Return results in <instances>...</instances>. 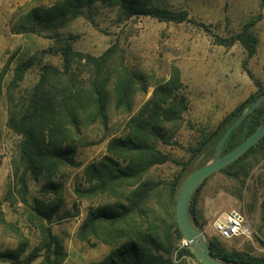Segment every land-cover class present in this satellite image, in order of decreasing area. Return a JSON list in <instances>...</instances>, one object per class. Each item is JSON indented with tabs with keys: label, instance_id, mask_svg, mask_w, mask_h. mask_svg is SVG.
I'll use <instances>...</instances> for the list:
<instances>
[{
	"label": "trees",
	"instance_id": "trees-1",
	"mask_svg": "<svg viewBox=\"0 0 264 264\" xmlns=\"http://www.w3.org/2000/svg\"><path fill=\"white\" fill-rule=\"evenodd\" d=\"M97 4L116 9L119 22L135 17H151L176 24L188 21L211 33L219 45L241 44L248 58L258 50L259 39L253 28L259 17L226 37L215 34L209 25L189 17L188 11L163 7L156 0H58L46 8H34L27 14V19L36 30L37 23L54 24L69 17L75 18L84 9ZM59 52L62 65L41 66L37 82L28 88H22L21 82L35 64V58L17 59L8 84V127L17 135L18 143L12 161V181L4 200L11 206L21 202L29 207L27 220L41 236L40 242L28 251L29 238L15 228L18 245L0 252V258L13 264L65 263L68 253L52 226L56 217H62L59 215L63 206L62 184L53 179L65 168L78 165L75 158L80 148L88 145L84 141L88 139V131L96 124L103 129L108 127L111 97L117 111L132 114L135 96L139 91L147 90V85L140 83L137 74L126 65L125 52L117 41L98 56L78 51L70 42H65ZM14 59L15 53L3 68L0 94L3 93V79ZM244 67L247 68L246 63ZM249 74L256 92L193 148L192 157L203 153L206 160L211 159L230 125L264 93V86L250 71ZM182 85L181 71L174 66L170 78L159 81L151 98L127 121L126 134L110 138L105 154L84 166L85 187H76L78 197L104 196L109 200L90 208L77 231L81 241L95 239L111 246L101 260L89 264H191V260L203 264L189 247L179 249L176 257L173 256L177 243L184 238L176 219L175 203L183 180L191 172L187 173L189 162H177L157 146L167 126L182 120L188 109L186 98L177 94ZM263 124L264 100L233 129L223 153L236 148ZM262 158L264 135L218 172L239 179ZM168 162L182 166L174 178L166 181L150 177L153 168ZM43 175L48 178L44 192H51L54 197L47 200L33 197L31 201L30 178L38 180ZM208 178L198 185L190 202L192 220L202 230L197 205L201 188ZM65 215L70 214L66 212ZM209 243L221 260L264 264V256L226 251L216 238Z\"/></svg>",
	"mask_w": 264,
	"mask_h": 264
},
{
	"label": "rangeland",
	"instance_id": "rangeland-1",
	"mask_svg": "<svg viewBox=\"0 0 264 264\" xmlns=\"http://www.w3.org/2000/svg\"><path fill=\"white\" fill-rule=\"evenodd\" d=\"M57 1L0 0V76L15 53L0 94V252L18 245L19 236L15 228L29 238L28 251L41 240L39 232L27 220L30 208L21 202L11 206L4 200L12 181V161L18 143L17 135L8 127L7 89L14 64L17 59L35 58V64L21 82L22 88H28L37 82L41 66L62 65L59 50L65 42H70L78 51L98 56L117 41L125 52L126 65L137 74L140 83L147 85V90L139 91L135 96L132 114L117 111L111 97L108 127L103 129L96 124L93 130L88 131V139L84 140L88 145L81 147L75 158L78 165L65 168L53 179L62 184L63 206L59 211L62 217H56L52 226L68 253L63 264H89L101 260L111 246L95 239L81 241L77 231L90 208L109 200L104 196L93 199L78 197L76 187H85L84 166L105 154L110 138L126 134L127 121L151 98L155 85L170 78L174 66L180 69L183 83L177 94L186 98L188 109L182 120L167 126L157 146L175 161L189 162L187 173L208 162L210 159L206 160L203 153L192 157V150L230 112L256 92L249 71L264 86V0H156L163 7L188 11L189 17L209 25L215 34L226 37L259 17L253 28L259 45L251 58L241 44L219 45L211 33L194 23H166L151 17L119 22L117 10L104 4L86 8L80 16L54 24L37 23L36 30H33L27 14L36 7L46 8ZM181 168L179 164L168 162L153 168L149 175L167 181L174 178ZM47 180L45 175L38 180L30 178L31 201L33 197L44 200L54 197L53 193L44 192ZM197 207L209 241L216 238L229 252L264 256V158L239 179L221 172L212 174L201 188ZM231 209L244 214L249 233L223 239L215 231L214 221ZM66 212L70 215H65ZM176 247L174 257L179 249L184 248L182 240ZM191 262L198 264L196 260ZM0 264L13 262L0 258Z\"/></svg>",
	"mask_w": 264,
	"mask_h": 264
},
{
	"label": "water",
	"instance_id": "water-1",
	"mask_svg": "<svg viewBox=\"0 0 264 264\" xmlns=\"http://www.w3.org/2000/svg\"><path fill=\"white\" fill-rule=\"evenodd\" d=\"M264 93L261 94L251 106L244 111L230 125L223 135L215 155L201 167L191 172L182 183L175 203L176 219L184 239L188 242L189 248L192 249L196 257L203 264H238L219 259L212 251L206 232L198 228L191 217L190 202L195 189L206 178L218 172L220 169L228 166L243 155L250 147H252L263 135L264 124L261 125L250 137L244 140L233 150L223 153L226 141L233 129L247 117L262 101Z\"/></svg>",
	"mask_w": 264,
	"mask_h": 264
},
{
	"label": "built area",
	"instance_id": "built-area-1",
	"mask_svg": "<svg viewBox=\"0 0 264 264\" xmlns=\"http://www.w3.org/2000/svg\"><path fill=\"white\" fill-rule=\"evenodd\" d=\"M214 229L223 239H232L249 233V229L245 225V216L237 209H231L223 216L216 218ZM182 245L183 247H189L184 238L182 239Z\"/></svg>",
	"mask_w": 264,
	"mask_h": 264
}]
</instances>
